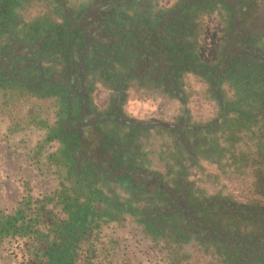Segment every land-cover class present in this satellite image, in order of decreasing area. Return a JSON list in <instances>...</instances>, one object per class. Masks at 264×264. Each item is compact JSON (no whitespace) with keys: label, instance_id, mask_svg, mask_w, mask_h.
Listing matches in <instances>:
<instances>
[{"label":"trees","instance_id":"trees-1","mask_svg":"<svg viewBox=\"0 0 264 264\" xmlns=\"http://www.w3.org/2000/svg\"><path fill=\"white\" fill-rule=\"evenodd\" d=\"M3 122L0 264H264V0H0Z\"/></svg>","mask_w":264,"mask_h":264},{"label":"rangeland","instance_id":"rangeland-1","mask_svg":"<svg viewBox=\"0 0 264 264\" xmlns=\"http://www.w3.org/2000/svg\"><path fill=\"white\" fill-rule=\"evenodd\" d=\"M204 26H206V22L201 20V23L199 22V26H198L197 30H201ZM209 30L211 31L209 34L211 36L215 35V34H220L221 37L223 36V32L221 31L220 28L214 27V28L209 29ZM205 49L207 50L208 47H205ZM122 83H124V81L119 82L120 85ZM194 85H195L194 88L192 87L193 92L197 93L196 92L197 90L201 91L200 90V88H202L201 84H199L198 82H195ZM137 88H139L138 85H137ZM98 98L102 99L101 96H98ZM199 99H201V98H199ZM191 100L192 101H191V103H189V106H188L189 109H187V113H189L190 117L192 118V121L190 120L191 122H206L215 116V113H213L214 110L212 108V105L206 106L204 104L205 102L198 101L197 98L195 101H193V98ZM104 103L105 102H103V103L101 102L100 105H104ZM178 104L179 103H177L176 100L166 99V98H162V97L148 98L145 100L137 98V99L129 100L128 103L124 106V111H125V114L128 117H130L131 119L137 118V119L145 120L147 117H153V116H157V117L163 116V118L170 119V118L177 116V113L181 108L180 107L178 109V106H179ZM181 109L183 110L182 114L185 115L186 108L184 109L182 107ZM5 133H6V124L3 122L0 124V160L6 159V162H5L6 167L0 168V181H1L0 187L1 188H2V186L4 187V183L7 180V175L10 174V172L12 170H16L20 164L21 165L23 164L20 161L19 156L9 157V153H13L14 150L13 151L8 150L7 152H5L4 149H1V148H9V146H7L8 143L5 141V137H4V136H6ZM20 140H23V138H20ZM8 157H9V159H7ZM37 181H39V185H41L40 186L41 188L38 189L39 192L46 191L45 186H47L49 189V187L52 183L51 181H49V179L47 180V178H45L44 176H42V177L38 176ZM18 185H20V183H18ZM14 187L16 188L17 186H14ZM6 189H7V191L8 190H10V191L14 190L13 187H8V184L6 185ZM156 263L157 262H153L152 264H156Z\"/></svg>","mask_w":264,"mask_h":264}]
</instances>
